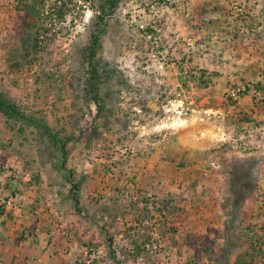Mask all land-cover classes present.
Here are the masks:
<instances>
[{"label":"rangeland","instance_id":"obj_1","mask_svg":"<svg viewBox=\"0 0 264 264\" xmlns=\"http://www.w3.org/2000/svg\"><path fill=\"white\" fill-rule=\"evenodd\" d=\"M23 1L0 0V264H264V0L101 25L99 0Z\"/></svg>","mask_w":264,"mask_h":264},{"label":"trees","instance_id":"obj_2","mask_svg":"<svg viewBox=\"0 0 264 264\" xmlns=\"http://www.w3.org/2000/svg\"><path fill=\"white\" fill-rule=\"evenodd\" d=\"M99 1H100L98 5V9L100 10L99 15H98L99 20L95 23V25H101V22H103V15H106L109 12L113 11L116 8L117 3H118V0H99ZM23 9L31 11L33 9V6L28 4L27 0H24ZM97 39H98V35L93 34L90 50L87 54L88 55L87 59L91 67V73H92L91 78L93 80L98 77V69H99L98 63H97L98 61L93 60L95 56L94 49L97 43ZM94 99H97V94H95ZM0 112L8 116L18 115L16 106L12 104L11 102H9L8 100L2 99V98H0ZM34 121L37 126L42 127L43 132L46 133L50 138H56L55 133H53L52 130L48 126L43 125L39 121H36V120ZM75 186L76 185L74 184V187Z\"/></svg>","mask_w":264,"mask_h":264}]
</instances>
